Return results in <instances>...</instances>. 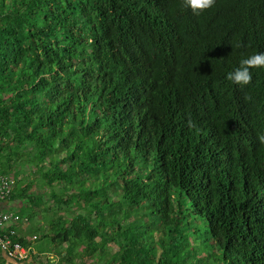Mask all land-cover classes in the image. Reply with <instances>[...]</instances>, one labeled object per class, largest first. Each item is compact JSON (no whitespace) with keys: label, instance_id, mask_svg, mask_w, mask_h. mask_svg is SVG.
Returning a JSON list of instances; mask_svg holds the SVG:
<instances>
[{"label":"trees","instance_id":"1","mask_svg":"<svg viewBox=\"0 0 264 264\" xmlns=\"http://www.w3.org/2000/svg\"><path fill=\"white\" fill-rule=\"evenodd\" d=\"M256 54L264 0H0V173L54 246L13 261L264 264Z\"/></svg>","mask_w":264,"mask_h":264},{"label":"built area","instance_id":"2","mask_svg":"<svg viewBox=\"0 0 264 264\" xmlns=\"http://www.w3.org/2000/svg\"><path fill=\"white\" fill-rule=\"evenodd\" d=\"M14 188V179L8 174L0 173V203L10 199ZM20 214L16 211L0 210V250L11 260H28L31 253H36L31 245H24L20 241V234L16 225L22 223ZM37 238L30 237L31 241Z\"/></svg>","mask_w":264,"mask_h":264},{"label":"clouds","instance_id":"3","mask_svg":"<svg viewBox=\"0 0 264 264\" xmlns=\"http://www.w3.org/2000/svg\"><path fill=\"white\" fill-rule=\"evenodd\" d=\"M186 7H191L195 15H200L215 5L216 0H184ZM235 47V46H234ZM253 67H264V54H256L240 61L239 67L227 74V79L236 84L247 85L252 81L250 69ZM192 126V122L189 121ZM264 143V135L258 137Z\"/></svg>","mask_w":264,"mask_h":264},{"label":"rangeland","instance_id":"4","mask_svg":"<svg viewBox=\"0 0 264 264\" xmlns=\"http://www.w3.org/2000/svg\"><path fill=\"white\" fill-rule=\"evenodd\" d=\"M26 173H28V168H25ZM26 176V175H25ZM44 189H42L43 191ZM10 209H14V211H22V215H24L23 213H25L26 215L29 214L31 211V209L29 207H26L24 210H22V207L17 206L16 208H10ZM65 213V212H64ZM45 218L44 216H42V214H38V216H36V218L33 221H29L28 224V229H29V233L28 235L30 237L33 236V234H41L44 233L46 231L45 229ZM33 247L36 253L38 254H43V256L45 257L46 254L49 253V250L53 249V244L51 242L50 239L48 238H40L39 240L34 241L33 243ZM53 251V250H52ZM54 256H52L51 260H52V264L55 263V259H53ZM11 262H13V264H39V263H35L34 261H27L25 263H19L16 261H13L11 259H7ZM89 264H93V262L90 260Z\"/></svg>","mask_w":264,"mask_h":264},{"label":"crops","instance_id":"5","mask_svg":"<svg viewBox=\"0 0 264 264\" xmlns=\"http://www.w3.org/2000/svg\"><path fill=\"white\" fill-rule=\"evenodd\" d=\"M17 206H19V207L23 206L21 201L8 200L6 202L0 203V210L14 211V209H10V208H16ZM28 224H29V221L24 219L22 221V223L19 224L21 228L18 226L17 229L21 235H23V236L25 235V236H28L30 238V236L28 235V233H29Z\"/></svg>","mask_w":264,"mask_h":264}]
</instances>
